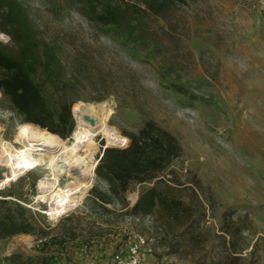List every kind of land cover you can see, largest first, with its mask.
Returning <instances> with one entry per match:
<instances>
[{"label":"rangeland","instance_id":"374dc122","mask_svg":"<svg viewBox=\"0 0 264 264\" xmlns=\"http://www.w3.org/2000/svg\"><path fill=\"white\" fill-rule=\"evenodd\" d=\"M22 2L57 35L64 51L78 48L92 58L86 71L93 84L82 89L80 101H105L109 109L105 129L91 143L92 156L80 153L94 172L84 178L91 183L84 192L74 194L79 197L75 208L53 221L43 213L49 201L38 198L37 183L40 178L53 181L47 165L11 181L23 178L26 205L47 217L53 234L73 228L76 235L67 240L65 255L45 254L36 238L16 236L0 241V264H43V257H51L48 264H91L93 254L79 252L74 243L89 230L96 234L90 244L104 238L109 264L136 233L148 243L147 264H264V0H195L149 15L147 43L136 50H121L75 12L62 9L53 15L45 0ZM0 41L10 44L2 33ZM146 120L169 130L182 146L172 169L179 183L174 193L187 210L170 217L157 209L141 221L97 219L88 196L101 148L108 144L105 136L113 129L120 135L137 132ZM21 124L0 92V139L19 146ZM7 173L0 166V181ZM56 173L61 187L79 182ZM34 179L36 190L31 191ZM137 195L129 193L130 205Z\"/></svg>","mask_w":264,"mask_h":264},{"label":"trees","instance_id":"16d2710c","mask_svg":"<svg viewBox=\"0 0 264 264\" xmlns=\"http://www.w3.org/2000/svg\"><path fill=\"white\" fill-rule=\"evenodd\" d=\"M45 1L53 15L62 9L75 12L121 50H136L147 43L145 22L149 15L159 16L175 5L195 0ZM0 33L10 39L8 45L0 41L3 98L21 123L34 124L66 140L75 128L73 114L83 99L81 91L93 84L86 71L92 58L78 48L64 51L57 35L52 36L48 26L38 23L22 0H0ZM105 137L107 145L118 147H102L95 167L96 183L88 199L97 219L109 216L141 221L157 209L170 217L187 210L174 193L179 183L172 167L183 151L174 134L156 121L146 120L137 132L120 135L113 129ZM22 181L19 178L0 189V241L19 234L33 235L40 251L46 254L53 250L64 256L67 240L76 235L73 228L53 234L47 217L26 205L29 199L22 193ZM29 190H36V179L30 182ZM133 191L138 195L130 205L128 195ZM94 235L89 230L83 243H92ZM49 258L43 257V264H48Z\"/></svg>","mask_w":264,"mask_h":264},{"label":"bare ground","instance_id":"6f19581e","mask_svg":"<svg viewBox=\"0 0 264 264\" xmlns=\"http://www.w3.org/2000/svg\"><path fill=\"white\" fill-rule=\"evenodd\" d=\"M108 109L109 104L105 101L97 104L79 101L74 109L76 125L66 140L30 123L19 126L16 137L19 146L0 139V166L8 170L5 178L0 181V189L25 171L47 165L53 173V181L40 178L37 183L40 190L38 198L49 201V207L43 213L52 221L64 215L78 202L79 197L74 194L83 193L89 186L90 182L84 178L92 176L94 165L85 161L80 153L86 152L88 158L92 156L91 143L94 135L105 129L104 115ZM56 172L75 176L79 182L76 185L69 182L61 187Z\"/></svg>","mask_w":264,"mask_h":264},{"label":"built area","instance_id":"2783aa9c","mask_svg":"<svg viewBox=\"0 0 264 264\" xmlns=\"http://www.w3.org/2000/svg\"><path fill=\"white\" fill-rule=\"evenodd\" d=\"M146 239L134 234L124 249V251H117L114 253L111 264H145V250L147 249Z\"/></svg>","mask_w":264,"mask_h":264},{"label":"crops","instance_id":"0c3cea01","mask_svg":"<svg viewBox=\"0 0 264 264\" xmlns=\"http://www.w3.org/2000/svg\"><path fill=\"white\" fill-rule=\"evenodd\" d=\"M17 236H23L25 238L35 239V236H33V235L19 234ZM95 239H94V236L91 237L92 242H94ZM78 240H79V237H77V239L74 240L75 241L74 243L77 246H79V249H77V250L79 252L80 251L81 252H84L85 251L86 253L89 252V253L93 254V256L96 258L93 261L94 263L92 262L91 264H109V262L111 260L110 255H109L110 252L106 248H103V246H104L103 245L104 238H102V240H99L97 238L96 245L83 243L84 236L81 238L80 241H78ZM72 244H73V242H72ZM78 251H76V252L78 253ZM107 252H108V255H106ZM145 256H146V254H145ZM106 257H108V258H106ZM83 264H88V263H87V261H85V262L83 261ZM145 264H147V263L145 262Z\"/></svg>","mask_w":264,"mask_h":264},{"label":"water","instance_id":"95a60500","mask_svg":"<svg viewBox=\"0 0 264 264\" xmlns=\"http://www.w3.org/2000/svg\"><path fill=\"white\" fill-rule=\"evenodd\" d=\"M106 147H108L107 145H105L104 147H103V149H105ZM97 163H98V161H97ZM96 167V166H95Z\"/></svg>","mask_w":264,"mask_h":264}]
</instances>
